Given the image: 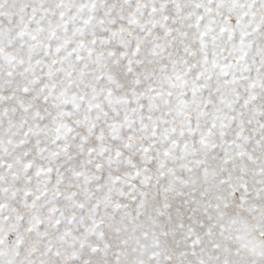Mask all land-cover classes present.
Listing matches in <instances>:
<instances>
[{"label":"clouds","instance_id":"obj_1","mask_svg":"<svg viewBox=\"0 0 264 264\" xmlns=\"http://www.w3.org/2000/svg\"><path fill=\"white\" fill-rule=\"evenodd\" d=\"M0 264H264V0H0Z\"/></svg>","mask_w":264,"mask_h":264}]
</instances>
